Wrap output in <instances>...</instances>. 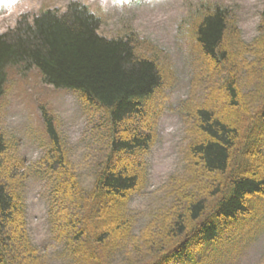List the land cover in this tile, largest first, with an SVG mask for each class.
<instances>
[{
	"label": "trees",
	"instance_id": "1",
	"mask_svg": "<svg viewBox=\"0 0 264 264\" xmlns=\"http://www.w3.org/2000/svg\"><path fill=\"white\" fill-rule=\"evenodd\" d=\"M261 15L251 42L242 38L231 9L218 2L201 0L183 16L181 33L200 58L199 77L222 78L213 80L202 100L182 105L189 137L185 168L171 176L168 197L139 234L129 205L146 182L144 157L160 114L155 99L175 78L173 68L160 62L137 30L103 34L101 17L79 0L62 11L24 14L0 33V104L10 72L38 70L44 83L75 92L84 109L98 115L88 134L102 153L89 190L53 115L43 111L51 147L29 174L8 156L0 128V264H44L28 234L22 189L30 176L45 173L50 229L71 264H113L117 257L122 264H203L205 252L216 255L235 231H264V10ZM243 78L254 91H243ZM135 119L145 131L129 125ZM121 154L134 156L133 166L116 167L113 160ZM14 220L17 233L10 234Z\"/></svg>",
	"mask_w": 264,
	"mask_h": 264
},
{
	"label": "rangeland",
	"instance_id": "2",
	"mask_svg": "<svg viewBox=\"0 0 264 264\" xmlns=\"http://www.w3.org/2000/svg\"><path fill=\"white\" fill-rule=\"evenodd\" d=\"M70 0H0V33L13 27L23 13H37L44 8H63ZM100 12L101 31L109 36L132 28L140 36L151 38L163 50L162 60L174 64L177 76L162 95L163 107L157 120L158 136L147 153L146 185L131 199L130 210L134 218V232L139 233L165 202L169 195L168 179L184 170V153L189 143L186 124L180 112L184 100H201L211 79L199 78L200 64L193 44L179 33L178 23L189 8L201 0H82ZM228 6L236 15L242 36L250 41L258 33L262 22L264 0H211ZM131 26V27H129ZM37 70L26 74L10 72L7 90L0 105V128L13 142L8 149L11 159L22 160L21 172L29 174L47 154L49 141L43 123V110L54 115L61 138L66 142L70 158L80 181L91 187L94 174L92 160L97 153V141L88 134L91 122L98 115L86 111L75 92L56 91L44 84ZM246 93L254 91L247 80L241 84ZM224 109L219 112L225 117ZM53 118V119H54ZM228 119V117L226 116ZM132 123V124H131ZM138 132L146 129L135 119L129 123ZM98 157H97V156ZM134 156L121 154L113 160L117 167L133 166ZM7 163V162H6ZM9 167V163H7ZM9 171V170H8ZM10 172V171H9ZM30 176L23 192L26 204L28 230L33 243L43 252L44 264H71L62 246L50 231L48 222L50 177ZM12 185H10V190ZM112 218H107L111 222ZM17 221L12 222L9 233L14 232ZM14 228V229H13ZM239 231L234 240L216 255L206 251L203 264H264V232L256 235ZM115 258L113 264H122Z\"/></svg>",
	"mask_w": 264,
	"mask_h": 264
}]
</instances>
